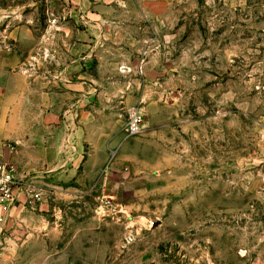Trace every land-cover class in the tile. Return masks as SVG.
Here are the masks:
<instances>
[{
    "label": "rangeland",
    "instance_id": "rangeland-1",
    "mask_svg": "<svg viewBox=\"0 0 264 264\" xmlns=\"http://www.w3.org/2000/svg\"><path fill=\"white\" fill-rule=\"evenodd\" d=\"M91 34L138 54L117 72L77 57V73L106 74L87 95L106 107L88 118L103 151L39 174L42 200L12 208L0 264H264V0H0V47L26 38L31 57L43 39L40 114L74 99L68 55ZM16 145L0 144V167L36 175L18 172Z\"/></svg>",
    "mask_w": 264,
    "mask_h": 264
},
{
    "label": "crops",
    "instance_id": "crops-1",
    "mask_svg": "<svg viewBox=\"0 0 264 264\" xmlns=\"http://www.w3.org/2000/svg\"><path fill=\"white\" fill-rule=\"evenodd\" d=\"M11 35L13 36V33ZM25 39L20 38L16 42L12 40L10 44H6L5 49L0 47V144L4 142L17 144L12 160L18 166L16 167L18 172L36 174L21 176L16 172L17 177L29 176L38 184L42 181L39 174L49 173L57 165L66 166L69 163L70 166L71 157L75 165L80 163V159L84 158L85 154L91 158L100 155L103 151L102 146L97 147L93 142L97 139L90 134L91 124L88 119L92 116L93 109L103 108V102L89 101L87 95L91 92L90 81L101 82L106 74H103L100 69L97 75H93V72H90L91 75L77 73L75 67L77 57L85 62H113V68L117 72L114 62L127 60L129 54L137 58L138 54L127 51L126 54H129L125 56L118 42L99 39L97 36L95 38L93 34L80 38L83 41L73 45V50L68 55L71 63L66 67L68 76L84 77L80 81H71L69 84L74 99L63 105L57 101L51 108H46L45 113L40 114L37 109L42 110L41 104L31 100V94L35 90L32 68L34 64L31 58L39 60L38 50L42 48L43 39L30 40L31 45L35 44V55L31 57L28 54L30 47H26L28 39ZM15 46H19L18 49L9 51L10 47ZM6 48H8L7 51ZM76 96L84 98L75 100ZM133 107L128 108V113ZM65 110L67 113H64ZM108 113L101 110L100 115L107 116ZM114 114L111 113V116ZM86 146H88V153L85 152ZM62 157L66 158L65 161L57 164ZM37 184L35 186L40 188ZM52 189L56 193L60 191L59 188ZM25 204L23 198L18 202L19 206H25Z\"/></svg>",
    "mask_w": 264,
    "mask_h": 264
},
{
    "label": "built area",
    "instance_id": "built-area-1",
    "mask_svg": "<svg viewBox=\"0 0 264 264\" xmlns=\"http://www.w3.org/2000/svg\"><path fill=\"white\" fill-rule=\"evenodd\" d=\"M142 111L139 107L129 110V120L127 122V131L134 135L141 130ZM23 198L25 202L35 204L42 200L41 191L36 188L27 178H19L16 175L15 168L0 167V232H2L8 223L11 210L16 203ZM103 207H114L110 197L101 199Z\"/></svg>",
    "mask_w": 264,
    "mask_h": 264
}]
</instances>
